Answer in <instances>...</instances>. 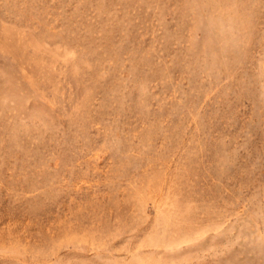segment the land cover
I'll return each mask as SVG.
<instances>
[{
	"label": "rangeland",
	"instance_id": "1",
	"mask_svg": "<svg viewBox=\"0 0 264 264\" xmlns=\"http://www.w3.org/2000/svg\"><path fill=\"white\" fill-rule=\"evenodd\" d=\"M0 264H264V0H0Z\"/></svg>",
	"mask_w": 264,
	"mask_h": 264
}]
</instances>
